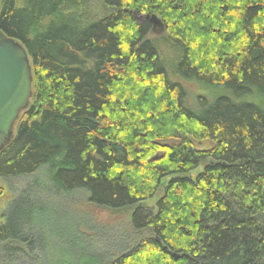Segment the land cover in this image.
<instances>
[{
	"label": "trees",
	"instance_id": "16d2710c",
	"mask_svg": "<svg viewBox=\"0 0 264 264\" xmlns=\"http://www.w3.org/2000/svg\"><path fill=\"white\" fill-rule=\"evenodd\" d=\"M0 30L33 76L0 177L49 172L13 201L0 251L47 250L24 231L36 188L132 209L149 235L101 264H264V0H0Z\"/></svg>",
	"mask_w": 264,
	"mask_h": 264
},
{
	"label": "rangeland",
	"instance_id": "374dc122",
	"mask_svg": "<svg viewBox=\"0 0 264 264\" xmlns=\"http://www.w3.org/2000/svg\"><path fill=\"white\" fill-rule=\"evenodd\" d=\"M100 5V2L94 1L91 4L92 10L102 14ZM164 33V30H153L150 37L160 39L158 45L166 48V62L169 64L170 61L173 62L174 55L173 49L164 43ZM189 88L194 94V84H189ZM194 95L191 97H195ZM193 143L198 149L213 145V142L207 140L193 139ZM202 170L203 166H200L193 173L197 175ZM48 173V168L42 167L33 177H0V224L6 223V215L15 198L21 196L28 186H32L34 178L44 181V176ZM32 190L30 201H38L31 210L30 230L24 231L36 235L39 230H43L47 250L21 243L17 253L0 251V264H88L92 258L95 263L101 264L102 261H111L129 249L140 236L149 235V230L134 231L131 224L132 209L111 211L90 203L80 193L71 198H54L47 192L36 188ZM157 199L158 196L150 201L153 209L156 208ZM73 227L76 231L79 227L80 236L72 231Z\"/></svg>",
	"mask_w": 264,
	"mask_h": 264
},
{
	"label": "water",
	"instance_id": "95a60500",
	"mask_svg": "<svg viewBox=\"0 0 264 264\" xmlns=\"http://www.w3.org/2000/svg\"><path fill=\"white\" fill-rule=\"evenodd\" d=\"M150 19L155 28H163L156 15ZM33 95L32 66L25 46L0 30V151L12 140L15 123L26 110Z\"/></svg>",
	"mask_w": 264,
	"mask_h": 264
},
{
	"label": "flooded vegetation",
	"instance_id": "af4514ba",
	"mask_svg": "<svg viewBox=\"0 0 264 264\" xmlns=\"http://www.w3.org/2000/svg\"><path fill=\"white\" fill-rule=\"evenodd\" d=\"M153 30H158V29L154 27V29H153Z\"/></svg>",
	"mask_w": 264,
	"mask_h": 264
}]
</instances>
